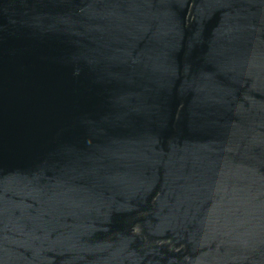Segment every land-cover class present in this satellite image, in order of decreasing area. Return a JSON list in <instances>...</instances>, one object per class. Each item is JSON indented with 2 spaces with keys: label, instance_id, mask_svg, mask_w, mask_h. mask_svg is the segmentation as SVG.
<instances>
[{
  "label": "water",
  "instance_id": "1",
  "mask_svg": "<svg viewBox=\"0 0 264 264\" xmlns=\"http://www.w3.org/2000/svg\"><path fill=\"white\" fill-rule=\"evenodd\" d=\"M0 264H264V0H0Z\"/></svg>",
  "mask_w": 264,
  "mask_h": 264
}]
</instances>
